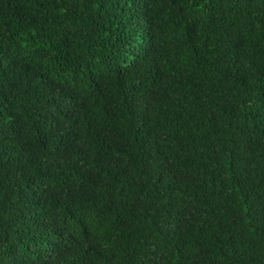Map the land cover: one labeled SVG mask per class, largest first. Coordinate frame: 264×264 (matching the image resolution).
<instances>
[{
	"label": "trees",
	"instance_id": "1",
	"mask_svg": "<svg viewBox=\"0 0 264 264\" xmlns=\"http://www.w3.org/2000/svg\"><path fill=\"white\" fill-rule=\"evenodd\" d=\"M0 264H264V0H0Z\"/></svg>",
	"mask_w": 264,
	"mask_h": 264
}]
</instances>
